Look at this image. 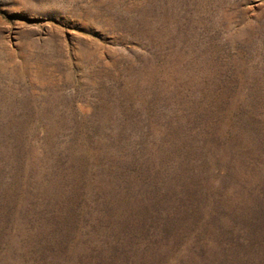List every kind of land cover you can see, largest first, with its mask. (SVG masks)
<instances>
[{"label": "rangeland", "instance_id": "374dc122", "mask_svg": "<svg viewBox=\"0 0 264 264\" xmlns=\"http://www.w3.org/2000/svg\"><path fill=\"white\" fill-rule=\"evenodd\" d=\"M0 264H264V0H0Z\"/></svg>", "mask_w": 264, "mask_h": 264}]
</instances>
